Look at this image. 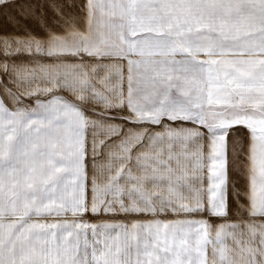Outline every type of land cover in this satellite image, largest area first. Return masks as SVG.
I'll use <instances>...</instances> for the list:
<instances>
[{"label": "crops", "instance_id": "1", "mask_svg": "<svg viewBox=\"0 0 264 264\" xmlns=\"http://www.w3.org/2000/svg\"><path fill=\"white\" fill-rule=\"evenodd\" d=\"M148 2L0 0V264H264V0ZM73 60L121 66L117 109L40 113L46 62ZM141 62L188 65L181 115L168 81L129 86ZM144 223L198 246L137 249Z\"/></svg>", "mask_w": 264, "mask_h": 264}, {"label": "rangeland", "instance_id": "2", "mask_svg": "<svg viewBox=\"0 0 264 264\" xmlns=\"http://www.w3.org/2000/svg\"><path fill=\"white\" fill-rule=\"evenodd\" d=\"M172 1V0H171ZM47 6L50 3H54L55 0H46ZM57 2V0H56ZM169 2V0H168ZM172 5L174 7L180 8V0H173ZM143 7H151L152 5L148 2V0H143ZM155 6V5H153ZM148 49H141L143 55H150L147 51ZM150 58H144V60H149ZM127 66V67H126ZM188 65L183 64H153L151 62H141L139 64L132 63L125 65V73L134 75L133 79L129 81V86L131 88H136L137 92L139 91L142 97L143 103H149V89L151 82L155 83L153 79H151V75H157L160 80H157V88L158 83L162 81L165 83L168 81V84L173 85L174 90V102L178 104L175 106V114L177 116L181 115V92L183 87L189 84L195 86L196 81L190 80L189 83H186V77L182 76L184 70L183 67L187 68ZM123 67V65H122ZM121 71V66H116L96 61H47L46 62V95L44 97L45 103L42 105L41 110L45 112L43 113L45 118H57L59 120H69V119H101L103 110L108 108H118V104L116 100L117 97V87H119L121 78L119 77V72ZM130 72V73H129ZM20 76V75H19ZM18 76V77H19ZM120 78V79H119ZM128 82V81H127ZM25 83L22 84L21 80L15 82V90L18 92L19 90L25 88ZM30 84V83H29ZM29 89H33V84L28 85ZM105 88V89H104ZM110 89H114L109 92ZM169 90V89H168ZM23 93L24 90H23ZM109 93V95H108ZM193 95L190 94L189 98L192 100ZM43 99V97H40ZM43 99V100H44ZM77 107L74 108V107ZM57 107V114L53 112V108ZM104 107V108H103ZM81 108V109H80ZM35 112V111H34ZM37 113V111H36ZM112 113V112H111ZM114 115V114H112ZM38 115L34 114L31 118H37ZM96 132L99 133L102 128H96ZM91 140H95L98 144H100L101 138L94 137ZM97 143H89L87 144L88 150H94L97 146ZM101 146V145H100ZM101 212L102 209H97ZM106 209H104L105 211ZM116 211V210H115ZM112 212V211H111ZM251 231H254L260 224H243ZM199 229H202V224H173L167 225V229L165 226L154 225L144 223L140 227L137 228L136 232V241L134 243L135 247L138 248H155V251L165 248H196L198 243L195 239L196 235L199 233ZM189 230V234L191 235V240L189 237L180 239L181 232H185ZM166 231V232H165ZM167 231H171L172 237L170 234L167 236L168 239H164L165 235L168 234ZM198 232V233H197ZM159 236L161 239L155 240L154 237ZM137 245V246H136ZM53 252L52 249L47 248L48 252ZM135 251V250H134ZM135 253V252H134ZM54 257L57 259V255H49L47 256V264H49L48 259ZM57 263V262H56Z\"/></svg>", "mask_w": 264, "mask_h": 264}]
</instances>
